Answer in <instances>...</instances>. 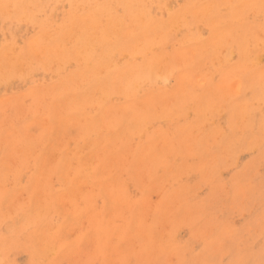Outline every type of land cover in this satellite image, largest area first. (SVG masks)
I'll list each match as a JSON object with an SVG mask.
<instances>
[{
	"label": "bare ground",
	"instance_id": "6f19581e",
	"mask_svg": "<svg viewBox=\"0 0 264 264\" xmlns=\"http://www.w3.org/2000/svg\"><path fill=\"white\" fill-rule=\"evenodd\" d=\"M66 1V5L62 6V0H0V17L2 19H9L12 20L10 22H13L14 20L17 21L20 18H23L25 22L38 28V33L34 36L31 35L32 38L29 39V41H26L21 52L19 54L17 53V55L15 56H12L11 59L7 60L9 54H14V43L10 47L4 48L3 51L0 50V85H7V79H10L15 75H19L23 70L30 71L31 67L43 68L48 64H53L55 65L54 72L58 76L63 75L64 69L66 67H70L71 65H75L76 67L75 70L73 69L74 71L68 72L61 76L57 82H52V84L45 87L38 86L33 90H29L28 92H26V95L23 98L14 96L12 100H7V103H4L3 100V104H0V111H3L5 109H13L14 118H17L20 113L22 114L26 111L30 113H37L35 114V117L38 119L44 116V122L39 120V123L36 124L35 122L37 120H33L28 123L26 122V124L21 127L22 129H20V132L22 133V135L20 133L18 134V137H20L21 139L20 142L24 143L25 149L28 146L34 147V145L32 144L34 140L38 142H35L37 144L35 146H40L39 155L36 158L34 155L30 156V158L34 161L33 163L36 172H38L40 169H43L44 171L46 170L47 172L51 173L54 172L60 182L64 183L65 185L75 184V181L81 182L83 184L92 180L91 184L96 186L97 191L105 200V205L103 204V210L96 213L93 212L92 214L91 212L87 213L86 216L89 219L90 224L92 222L93 224H95L94 222H96V224L100 225L102 222L108 223V221H114L115 219L110 220L111 217L119 215V211L122 209L121 208L120 210H118V203L123 206L125 202L124 200H122L123 198L120 195L121 189H119L118 191L116 187V189L114 188V183H116V180L112 181V178H114L115 175L113 176V174H109L107 177H105V174L102 173L105 168L106 173L108 167L115 165L112 159L116 154H118L117 152L119 150H123L121 148L124 145L128 148V140H131L127 139V136L133 134L132 132L135 127L132 129L127 125L129 123L131 127L133 125H137L139 129L142 124L148 125L153 121L154 118H157L159 116H164L166 117V119L169 118L171 120H177L183 115L185 109L188 108H192L193 110L195 109L197 119H202L203 114H205V108L203 107V104L199 105V101L194 102V104L191 102L192 99H199L197 97L198 93L192 91L191 89L193 87L202 89V87L204 86L200 85L199 81L192 82V79L194 80V78H191L189 74L187 75V72H189L190 69H198L196 73H201L203 67L201 70V66L198 63L200 59L204 58V61H206L205 59H207L208 61L213 60L212 57L217 56L219 49L225 50L227 53L226 56H223L222 51L221 53L219 52L221 55L216 57V59H230L231 55L233 57L234 53H232V49L234 48L237 51L239 57L250 64L251 67H253L255 62H258V60L260 59L259 55L257 54L258 52H256L254 49L249 52L248 42L245 43L243 41L247 36L255 46H258V37L261 38L262 34L264 36V0H188L185 1L179 8L171 10L169 9L170 2H173L171 0L169 3H166L165 0ZM66 6L68 7V10L66 12L59 13L58 10ZM246 9L257 15V18L262 17V24L256 27H251V25H249L250 27L245 26V18H247V14L245 13ZM224 10L228 11L226 13H223ZM61 14L63 15L62 18L59 19L60 21L58 23H54L53 21H56V19L59 18ZM201 22H203L207 26L210 33L209 40L205 41L203 44H201L202 42L193 44L195 46L189 44L193 43V41L195 42L196 35L194 33L182 36L176 33L177 30L179 31V28H192L197 26L198 23ZM19 25H17V27ZM23 25L21 26L23 27ZM11 30L17 31L15 26H12ZM236 30L237 32L238 30H241L245 35V39L243 38L238 40L239 36L236 35ZM21 31L19 30V32ZM17 40L18 39H16V41ZM18 41L20 42V40ZM18 41L17 44H19ZM172 41H179L184 43L186 42V44L188 43V45L179 43L177 48L167 49L170 51L163 52V49L165 50L166 48H168L167 45ZM260 42L264 47V39ZM205 49H210L209 51L212 50L213 53L210 54V52H207V54H210L208 56ZM119 59H125L127 60V62L123 64V66L116 65L117 63H119L116 62V60ZM7 61L10 62L9 68L7 67ZM213 64H215V62ZM213 64L212 66H214ZM23 66L25 67L22 69ZM177 66L183 67L184 71L183 73L181 72L182 74L180 73L181 76L177 74L178 78L180 77V80H178L179 82H176L178 83V85L174 87L173 91L171 90V92L168 93L166 88H158V84L167 83V81H164L165 78H168L172 74V71L177 68ZM209 68H207V70ZM229 68L227 69V71H231ZM238 69L239 70L236 69V75L241 73V69L239 67ZM199 76L200 75H198L195 80L198 79ZM214 76L216 77L217 74H214ZM231 77L227 72H225L224 77H222V79H224L223 82L214 89L215 96H217V99L219 101L230 99L228 102H226V105L234 106L233 102L236 101L239 96H242L251 91L252 97H258V104L260 106L262 103L264 104V92L262 91V89H259V87H262L264 85V71L256 74V77L254 76V78H248L245 82H241L240 80H236L235 78L232 79ZM200 79H203V77H201ZM14 81H16V78L15 80H12V82ZM12 82L10 80L9 84ZM201 84H203V82H201ZM166 87H168V85ZM119 92L121 93V96L127 99L126 101L124 100L125 102L121 101V103L113 100V98L117 96L116 94H118ZM45 96L49 97L50 100L45 103L44 106L41 104L44 107V111L40 112L39 114L40 107L38 110H36L32 109L29 105L31 104V106L37 107L38 104L42 101L41 99H44ZM171 97H173L174 100L171 99L172 104L168 106L167 101L170 100ZM24 98H26L27 100H31L28 106H25V104L23 103ZM204 102H206V100ZM191 104H193V106H191ZM207 104L208 102H206L205 106ZM208 106L211 107V105ZM222 108L224 107L222 106ZM186 113H188V111H186L184 115ZM230 114L231 116L227 120V126L230 132H234V129L236 127H239L240 125L236 123L234 125V112ZM219 116H221V114ZM243 117L241 119V123L244 126L246 120H244L245 122L243 124ZM179 122L180 121H177V123ZM1 123L0 126L2 125ZM255 123L260 128V130L264 128V112L262 110H258L257 118L253 119V124ZM32 124H35V130L29 131V125ZM147 128L148 127L146 126V129ZM176 128H180V124H176V126H174V129ZM236 129L237 131L239 130L238 128ZM136 130L137 129H135V131ZM158 132V134L154 135H152L151 132V135L147 136V140L144 141V143L137 142L136 145L139 143L140 144L137 145L134 150H130V152L136 158V160H138L137 158L139 157V160L137 162L135 160V162H133V165L141 163L142 166V164H144L142 168L148 169L147 172L149 170L154 171L159 168H163L165 170L167 169V175L170 173V169L167 168L169 160H167L166 158H171L172 162L173 159H175L174 155L176 154L173 153L175 149L170 145L167 146L166 143H168L167 141L170 137L174 138V131L172 133H168L166 131L159 130ZM14 133L15 132L13 129L12 133L10 132L9 134L6 133V136H0V139L4 137V140L2 139L3 146L2 148L0 147L1 149H3V154L0 158V170H5V168H7V172L4 174V172L6 171L5 170L3 174H1L3 177L6 176L7 179L8 176H10L9 174L13 172V169L11 167L14 165L13 164L11 166L9 163L12 161L11 159H14V156L12 158L10 157L11 161H7L10 153L12 152V148L10 149V147L7 146V142H10L11 139L16 138ZM181 133H184V130H182ZM65 134L70 135L71 138L75 139L79 144L81 143V146L84 147L83 151L81 150V148L77 149L78 147L76 148V152H78L79 154L69 151L67 147L68 145L65 143L64 139L59 136ZM240 134L239 137L237 135L236 136L240 138ZM140 135L138 136L140 137ZM96 136L99 138L98 141H95ZM187 136V133H184V140H186V138L190 139V137ZM59 138L63 140V143L60 142L59 144ZM134 140L135 139H133V142ZM229 140L230 138L228 139L227 144L230 143ZM237 140L238 139H235V141ZM121 142H123L124 144H122ZM132 145L130 143L131 147ZM34 149L37 150V148L35 147ZM7 151H9L10 153H8ZM124 151L126 150L124 149ZM186 151L188 153L189 150L187 149ZM17 152L18 151H16L15 154ZM28 152L30 151H28L27 149V153ZM19 153L20 150L16 155L17 157H19ZM49 154H52L50 155L52 157L53 155H57L56 157H58V160H52V162L48 161L47 158ZM186 156L188 157V155ZM14 161L16 160L14 159ZM142 161H144L145 163H143ZM159 164H164V167H161V165ZM188 165L186 164L185 166H183V171L185 168H187ZM248 168H250V166ZM186 170L187 169H185V172ZM139 172L138 174H140ZM185 172H183V174ZM194 174H196V171ZM194 174L193 176H197L198 173L196 175ZM142 176H144V174H142ZM199 179L198 177H196L197 181H199ZM118 185L119 184L115 186L119 187ZM4 187V184L2 187L0 186V253H2L3 256L6 254H10V252L14 250H11V248L14 247L15 244L22 245V242H19L21 241V239L19 236H17V234L20 233V231L25 227L29 225L31 226V223L36 221V218L42 215L39 211V208L41 206L38 207L36 200L33 201V191H31L29 196L30 198L27 202L20 201L14 204L12 202L14 201V196H12V193H6ZM147 188L148 186L145 189ZM119 200H121L123 203H121V201L119 202ZM59 202L60 201L58 198L52 197L45 200L44 205L46 206V208H49L50 204L57 205L59 204ZM127 203L125 202L126 207H130L129 209L133 213L129 216V220L124 221V225L127 228L125 231L120 229L119 227L118 228L120 230L118 229L114 231L113 229L114 235L112 236H115L117 238L118 247V245L126 244L129 240H131L128 237L129 235L131 236L130 233L133 230L132 236L136 237V242L141 247L140 251L137 254V261H151L153 259L152 254L154 248L148 249L149 246L147 245V243L151 238H153V236H155L153 230L154 226L153 224H146V219L143 220L141 217L144 215V213H146V209L144 213H141V215L139 212L138 214H136V203L135 205ZM36 205L37 208L35 207ZM221 205L223 207L222 203ZM29 206H34L36 209L28 210ZM163 208H165V204L159 202L156 207L154 206V211L151 212L152 215H155L159 209L161 212ZM125 209L126 208H124L123 211ZM127 210L128 209H126L125 211ZM150 210H148V212ZM123 217L125 216L122 215V218H118L121 220L123 219ZM131 221H133L132 225ZM107 225L110 226L109 223ZM104 227L107 228V226ZM64 228L65 226L60 227L59 232H61ZM25 230H27V228ZM48 230H51L50 227ZM110 230L108 233H110ZM127 231L130 232L129 235L126 233ZM46 232L50 233V231L47 230ZM46 232L44 230L39 232L38 230L35 241L33 240L32 245H30V248L34 247V249H36L37 251V253H32L34 249L31 250L32 256H35V258L36 256L40 255L41 252L43 253V250L41 251L40 249V242L42 241L43 243L44 241H46V237H50L46 235ZM59 232L56 233L57 237H61L59 236ZM105 234L106 232H102L99 228L96 229L95 226L90 227L87 232L88 239L92 240V244L94 242H97L96 247L92 250L93 255L101 257L102 259H104V261H110V254L112 251L111 248L114 251L115 248L109 243L111 237L110 234L108 236H106ZM57 237H55L54 239H56ZM54 239L52 241L57 242ZM59 239L60 238H58V240ZM196 240L198 239L196 238ZM60 242L61 241H59V243ZM81 243L83 242L79 239L76 240L75 245L69 244L68 246V244L64 245V243L60 245L61 248H59V251L57 252L56 259H54L50 264H59L60 259L64 257L69 258L71 251H73L74 249H79L80 246H82ZM55 246L53 247V249H55ZM130 247L132 248V246ZM85 248L87 247L85 246ZM76 250L74 251L76 252ZM173 250L171 253L175 252H173ZM159 252L161 251L159 250ZM192 253L191 255H195ZM38 259L39 256L36 258V260L38 261ZM0 264L2 263L0 262Z\"/></svg>",
	"mask_w": 264,
	"mask_h": 264
},
{
	"label": "rangeland",
	"instance_id": "374dc122",
	"mask_svg": "<svg viewBox=\"0 0 264 264\" xmlns=\"http://www.w3.org/2000/svg\"><path fill=\"white\" fill-rule=\"evenodd\" d=\"M171 1L173 2L171 3L170 0H165L166 3L170 2V6H169L170 10L179 8L185 1L188 0H171ZM199 1H204V0H199ZM212 1H216V0H212ZM66 2H67L66 0H62L61 3L62 6H65ZM67 10L68 7L66 6L60 8L58 11L59 13H61V12H66ZM227 11L224 10L223 13H226ZM245 13L247 14L246 15L247 18H245V23H246L245 26L250 27L249 25H251V27H256L262 24L263 22L262 17L257 18V15H255L253 12L247 9L245 10ZM62 15L63 14H61V16L57 18L58 20L56 19V21L53 22L58 23L60 21L59 19L62 18ZM10 21L12 20L9 19L4 20L0 17V50L3 51L4 48L10 47L13 43L15 44L14 54L12 55L9 54L7 60L11 59L12 56L17 55V53L19 54L21 50L24 48V44L26 43V41L27 40L29 41V39H31L32 36L38 33V28L34 25L32 26L27 22H25L23 18H20L17 21L14 20L13 22ZM17 25H19L20 27L18 26L19 27L18 28ZM21 25H23V27ZM12 26H15L17 31L11 30ZM18 29L22 31L19 32ZM176 33L181 36L186 34L190 35L194 33L196 35L195 42L193 41V43H189L192 46H195L193 44H197L199 42H202L201 44H203L205 41H208L210 37L208 28L203 22L198 23L197 26L192 28H188V29L179 28V31L177 30ZM236 35L239 36L238 40L243 39L245 37L244 33L241 30H238V32L236 30ZM15 38L20 40V42L17 40L19 44H17ZM258 38H259L258 46H255L251 42L250 38H248L247 36L246 39L244 38L245 40L243 41L245 43L248 42L249 52H251L252 49L258 52L257 54L259 55L260 59L257 57L259 60L258 62L257 61L255 62L253 67H251L250 64L242 60L234 48L232 49V53H234L233 57L231 55L230 59L227 60L216 59V57L221 55L220 54L221 51L223 56H226L227 53L225 50L219 49L220 53L218 52L216 57L215 56L212 57L213 60L208 61L207 59H205L206 61H204V58L200 59L198 63L201 66V70L203 67L201 73H196L198 69H190L189 72H187V75L189 74L191 78H194V80L192 79V82L199 81V84L204 86L202 87V89H198L197 87H193L191 89L192 91L198 93L197 97L199 98L198 100L192 99L191 102L194 104V102L199 101L198 102L199 105L203 104V107L205 108L204 110L205 114H203L202 119L201 118L200 120L197 119V114L195 109L193 110L192 108L191 109L188 108L185 109V111L183 110L184 111L183 115L179 118L181 120L173 119L174 120L173 121L169 118L166 119V117L158 115L159 117L156 116L158 119L152 118L153 121L151 120L152 122L151 121H150L151 123L149 122L152 125L142 124L139 129L137 125L136 126L133 125L131 127L129 123L127 125L128 127L132 129L135 127V129H137L138 131L137 130L135 131V129H133L132 132L133 134L127 136V139L131 140V141L128 140V148L124 145L121 148L123 150L121 151L119 150L117 152L118 154H116L115 156L113 155L114 158L112 160L115 163V165L108 167L106 173H105L106 170L105 168V170L102 173L105 174L104 175L105 177H107L109 174L110 175L113 174V176L115 175L114 178H112V181L116 180V183L114 184L115 185L119 184L118 186L121 188L115 185L114 188L116 187L118 191L119 189H121L120 195L123 198L122 200H124L126 203L128 202L127 204L135 205L136 203L135 205L136 214H138L139 212L141 215V213H144L146 209V213H144L143 215L144 218L143 216L141 217L143 220L146 219V224L148 225L153 224L154 226L153 230L155 235L153 236V238L150 239L151 241L149 240L147 243V245L149 246L148 249L154 248L152 254L153 259L151 261H146V260L137 261L138 259L137 254L140 251L141 247L136 242L137 241L136 237L132 236L133 230L131 233L128 231L126 232L128 235L129 233L131 234V236L129 235L128 237L131 240H129L128 243L126 244L118 245V247H117V243H118L117 238L115 236H112L114 235L113 229L114 231L118 230L119 228L124 231L126 230L127 227L124 225V221L129 220V216L133 214L132 211H130L129 209L130 207L128 208L126 207L125 202L123 206H121L120 203H118L119 209L118 208L117 209L120 210L122 208L119 211L120 213L119 215L112 216L111 219L109 217L110 220L115 219L114 221L113 220L108 221L110 226L107 225L108 223H104V222H102L100 225L96 224V222H94L95 224H93V222L90 224L89 219L86 216L87 213L91 212L92 214L93 212L94 213L99 212L103 210L102 207H104L105 205L104 202L105 200L102 198V195L97 191L96 186L91 184L92 180L83 184L81 182L75 181L76 182L75 184L65 185L64 183L60 182V180L56 177L54 172L51 173V172H47L46 170L45 172L43 169H40L38 172L35 171L34 163H33L34 161L30 158V156L34 155L36 158L40 153V146L39 145L35 146L37 145L35 143L37 141L34 140L32 144L34 145L35 148H37V150L34 149L33 146L30 147L28 146L25 149L24 143L20 142L21 139L20 137H18V134L20 133L22 135L20 129H22L21 127H23L26 124V122L28 123L33 120H37L35 122L36 124L39 123V120L44 122V116L38 119L35 117V114L37 113H30L26 111L22 114L20 113L19 116H17V118H14L13 109H7V110L5 109L3 111H0V120L1 122L3 121L2 123L0 122L2 124L0 126V136L5 135L6 133L8 134L10 132L12 133L14 129L15 132L14 135L16 137L15 139H11L10 142H7V146L10 147V149L12 148L11 149L12 152L10 150L11 153L7 151L8 153H10V156L7 159V161L12 160L11 162L13 163L9 161L8 162L10 163L11 166L14 164L11 167L13 169V172L9 174L10 176L7 175L8 176L7 179L6 176L3 177L1 175L7 168H5V170L3 169L0 170V186L2 187L4 184L5 192L12 193V196H14V201L12 202L14 204L20 201L27 202L28 199L30 198L29 196L31 191H33L34 194L33 201L36 200L38 207L41 206L39 208V211L41 212L40 214H42L39 216L40 218L39 217L36 218V221L31 223V226L29 225L25 227L20 231V233L17 234V236H19L21 239V241L19 242H22V245L15 244L14 247L11 248V250L12 249L14 250H12L10 254H6L3 256V254L0 253V262L2 264H11V263L12 264H50L54 259H56L57 252L59 251V248H61L60 245H62L63 243L64 245L68 244V246L69 244L75 245L76 240L80 239L83 242L81 243L82 246H80V248L77 250L74 249L76 250V252L74 250L71 251L69 258L64 257L60 259L59 264H63V262L64 264H70V263L72 264H170V263L171 264L172 263L173 264H264V128L260 130V128L257 126L256 123L253 124V119H256L258 116V110H262L264 112L263 110L264 104L262 103L260 106L258 104L259 103L258 97H252L251 91L242 95L243 97L239 96L236 99V101L233 102L234 106L226 105V102H228L230 99L219 101L214 93V89L223 82L224 79H222V77H224L225 72H227L228 75H230V77L232 75L231 77L232 79L235 78L236 80L238 79L241 82H245L248 78L250 79L254 78V76L256 77V74H259L260 72L264 71V49H263L264 47L260 42L264 39L263 34L261 38L260 37ZM179 43L181 44L184 42L172 41L170 44L167 45L168 48H166L165 50L163 49V52L170 51L167 49L177 48ZM184 44L188 45V43L186 44V42ZM207 50H206V54L207 52L208 53L210 52V54L213 53L212 50L211 51H209L210 49ZM210 54L207 55L209 56ZM116 62H119L116 65L123 66V64H125L127 60L119 59L116 60ZM214 62L215 64H213ZM7 64H8L7 67L9 68L10 62L7 61ZM212 64L214 66H212ZM46 66L43 68L31 67L30 71L23 70L20 72L19 75H15L10 79H7L8 84L10 80L12 82V80H15V78L16 81L10 83L9 86L8 84L0 85L1 88L0 104H3L2 103L3 100L4 103H7L8 102L7 100L9 101L12 100L14 96L23 98L26 95V92H28L29 90H33L38 86L45 87L52 84V82H57L61 76L76 69L75 65H71L70 67H66L64 69L63 75L58 76L54 72L55 65L48 64ZM24 67L25 66H23L22 69ZM238 67L241 69V73L236 75L235 72L239 70ZM207 68L210 69V70L208 69L209 72ZM228 68L231 71H227ZM244 68L247 70H245ZM183 71H184L183 67L177 66V68H175L174 71H172V74L168 78H165L164 81H167V83L165 82H164L165 84L160 83L157 85V87L166 88L168 93L171 92V90L173 91L174 87L178 85V83L176 82L180 80V77L178 78V75L181 76ZM214 74L215 75L217 74V76L215 77ZM198 75H200L199 78L195 80V78L198 77ZM201 77H203L204 81L203 79H200ZM201 82H203V84H201ZM214 83L216 86L214 85ZM165 85L166 86L168 85V87H166ZM263 86L259 87V89H262V91L264 92ZM116 95L117 96H115L114 94L116 99L115 97L113 98V100L116 102H121V101L125 102L127 100L125 97L121 96L120 92ZM44 99H41L43 102L41 101L38 104L37 106L38 108L31 106L30 99L27 100L26 98H24L23 103L25 104V106H28L30 104L29 106L32 109H36V110H38L40 107L39 109L40 110L39 114H40V112L44 111V107H43L44 104L50 100V98L47 96H45ZM171 99L174 100V98L171 97L170 100L167 101L168 106L172 104ZM205 100L206 102H208L206 106H205L206 102H204ZM193 104H191V106H193ZM208 105H211V107H209ZM222 106L224 108H222ZM186 111H188V113L184 115ZM231 111L234 112V116H233L234 125L235 123L240 125L239 127L236 128L239 129L238 131L241 134L237 131L236 128L234 129V132L232 131L230 132L227 126V120L231 116L230 114L232 113ZM168 113H169V108H168ZM220 114L221 116H219ZM2 117L3 118L6 117V118L3 119ZM242 117L244 118L242 120L243 124L245 122L244 120H246L247 122V123L245 122L244 126L241 123ZM170 120L173 123H171ZM177 121L180 122L177 123ZM176 124H180V128L174 129V126H176ZM146 126L148 127L147 129ZM242 126L245 128H243ZM34 130H35V124L29 125V131H34ZM157 130L166 131L168 133H172L174 131L173 132L174 138L170 137L169 140L167 141L168 143H166L167 146L170 145L175 149L173 153L176 154L174 155L175 159H173L172 162H171V158H166L167 160H169L168 161L169 164L167 168L170 169V173L167 175H166L167 169L165 170L163 168H159L154 171L149 170L150 172L148 171L149 172L148 173L147 172L148 169L142 168L144 164H142V166L141 163H137L136 165H133V162H135L136 158L130 152V150L131 151L132 149L134 150L137 147V145H139L140 143H144V141L147 140V136L151 135V132L152 135L158 134L159 132ZM182 130H184V133H187L188 135L187 137H190V139L186 138V140H184V133H181ZM137 134L138 135L141 134L142 137L141 135L139 137ZM239 134H240V138H238ZM59 136L62 139H64L65 143L68 145L67 147L69 151L77 154H79L78 152H76L77 149L81 148V150L83 151L84 147L81 146V143L79 144L75 139L71 138L70 135L65 134ZM136 137L139 140H137ZM61 138L58 139L59 144L60 142L63 143V140H61ZM132 138L135 139L134 142ZM229 138H230L229 140L230 143L227 144ZM2 139L4 140V137ZM2 139H0L1 148L3 146ZM98 139L99 138L96 136L95 141L96 140L98 141ZM235 139L238 140L235 141ZM137 142L140 143L136 145ZM121 143L124 144L123 142ZM130 143L131 145L133 144L132 145V147L134 146L133 148L130 146ZM1 148H0V158L2 157L3 154L2 151L3 149ZM27 149L30 152L27 153ZM124 149L126 151H124ZM187 149L189 150L188 153L186 151ZM222 149L224 150V152ZM19 150H20L19 157H17L16 155L18 154ZM16 151L18 152L15 154ZM50 155L52 154H49L47 158L48 161L52 162V160L53 161L58 160V157H56L57 155H53V157ZM186 155H188V157ZM13 156L16 161H14V159H11ZM137 159L139 160V157ZM138 160H136V162ZM186 160L188 161V163ZM142 162L145 163L144 161ZM186 164L187 165L189 164L190 166L188 165L187 168H185L187 169L185 172V169L183 171V166H185ZM162 166L164 167V164H162L161 167ZM249 166L250 168H248ZM195 171L196 174L198 173L197 176H193ZM6 172L7 170L4 172V174ZM138 172L140 174L142 172L144 176H142L141 174L142 176L141 177L140 174H138ZM183 172L185 173L183 174ZM134 176L137 178H135ZM196 177H198V179L200 178L199 181L196 180ZM197 183H199L200 185ZM147 186L148 188L145 189ZM52 197L58 198L60 201L59 204L57 205L50 204L49 208H46V206L44 205L45 200ZM120 201L121 200H119V202ZM159 202L165 204V208H163L161 212L159 209L155 215H152L151 212L154 211L153 210L154 206L156 207V205ZM121 203L123 202L121 201ZM221 203L223 204V207ZM37 205L35 206L36 208ZM146 205H148L149 207ZM35 207L29 206L28 210L36 209ZM124 208L128 209L129 211L128 210L125 211L126 209L123 211ZM148 210L150 211L148 212ZM121 214L125 217H123V219L120 220L119 218H122ZM132 223L133 221H131V225ZM91 225L95 226L96 229L99 228L102 232H106L105 234L106 236H108L109 234L111 236L109 243L111 244V246H114L115 251L116 250L117 251L115 252L111 248L112 251L110 255L112 257L110 256L111 259L110 261L106 260L108 262L104 261V259H102L97 255H93L92 253V250L96 247L97 242H94L92 244V240L88 239L87 232L90 229V227H92ZM62 226H65V228L61 232H59V229ZM104 226H107V228ZM49 227L51 230H48ZM26 228L27 230H25ZM37 228L39 232L43 230L45 232L46 230L50 231V233L46 232V235L50 236L49 238L47 237L45 238L46 241L42 243V241L40 240L41 241L40 249L41 251L43 250V253L41 252L40 255H38L39 256L38 261L36 260L38 256H36V258L35 256H32V253H37L36 249H34V247L30 248V245H32L33 240L35 241V238L37 236V232H38ZM195 229L198 230L199 232L196 231ZM109 230L110 233H108ZM57 232H59V236L61 237L56 236ZM55 237L57 238L54 239ZM52 238L57 242L55 241L53 242ZM58 238L60 239L58 240ZM196 238L198 240H196ZM59 241L61 242L59 243ZM54 246L55 249H53ZM85 246L87 248H85ZM130 246H132V248ZM33 249L34 251L31 253V250ZM159 250L161 252H159ZM172 250L173 252L174 251L175 252L171 253ZM191 253L195 255H191Z\"/></svg>",
	"mask_w": 264,
	"mask_h": 264
}]
</instances>
